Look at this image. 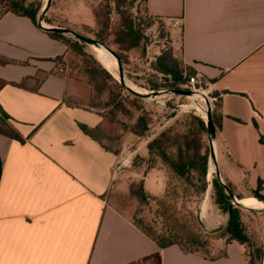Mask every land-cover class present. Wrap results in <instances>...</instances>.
Wrapping results in <instances>:
<instances>
[{
  "label": "crops",
  "instance_id": "crops-1",
  "mask_svg": "<svg viewBox=\"0 0 264 264\" xmlns=\"http://www.w3.org/2000/svg\"><path fill=\"white\" fill-rule=\"evenodd\" d=\"M145 5L148 16L171 25L174 43L180 35L182 61L219 95L217 169L243 203H262L245 210L264 215V202L254 197L260 180L264 195V0ZM68 53L39 23L11 11L0 15V57L10 62L0 64L6 81L0 107L21 137L0 134V264H129L160 250L116 205L129 193L130 158L126 149L115 153L82 131L81 124L100 127L104 117L70 103L76 90L58 72ZM149 140L133 152L147 157ZM164 169L143 177L149 196L164 195ZM214 173L208 164L209 183ZM197 214L205 233L229 221L212 198ZM216 245L221 253L214 257L168 246L162 264H250L244 245L223 238Z\"/></svg>",
  "mask_w": 264,
  "mask_h": 264
},
{
  "label": "rangeland",
  "instance_id": "rangeland-1",
  "mask_svg": "<svg viewBox=\"0 0 264 264\" xmlns=\"http://www.w3.org/2000/svg\"><path fill=\"white\" fill-rule=\"evenodd\" d=\"M11 1L20 2L25 10L38 12L37 22L47 30L50 28L71 30L97 40L102 47L110 48L118 57L121 54L123 61L120 57L119 59L126 84L141 93L155 92L149 98L139 97L140 99H136L138 96L129 92L123 85L125 90L119 93L117 101H121L129 114L117 110L115 107L117 101H114L111 96L113 91L110 90L111 83L105 77V73L108 72L119 82V67L116 59L109 55L110 64H107L98 57L94 46L80 41L72 34L59 32L71 43H79L77 48H70L69 53L58 60V72L72 81L77 93L75 96L68 97L70 103L87 105L99 112L104 117V122L95 133L98 140L113 152H119L122 148L126 149L127 158H130L126 165L129 193L116 199L118 208L128 213L131 219L140 220L144 226L151 227L158 234L161 233L162 221L156 214L157 202L150 200L146 205L140 206L138 201L130 195V188L136 189L139 186L150 166L165 168L166 189L164 195L158 198H164L169 190L176 193L175 202L180 218L189 221L196 230L201 231L209 239L208 247L201 249V252L208 257L220 254L221 251L216 247V240L221 233L217 235L205 233L201 229L197 214L199 204L206 197L208 200L212 198L214 201L212 181L217 178L216 174L214 173L213 177H210V186L207 192L201 197H195L191 187L177 180L176 176L159 158L154 157L150 160L149 156L142 157L139 152H133L142 142L150 139L149 143L168 128H172L174 132L186 131L189 125H194L196 122L194 118L201 119L205 128H207L208 114L211 115L213 125L218 123L220 98L208 88L206 81L195 86L188 84L191 76H188L189 66H186L182 61L180 35L177 36V43H174L169 23L150 19L146 15L143 1L134 3L126 1L123 10H128L132 14L142 30L144 39L140 47L124 51L115 43L112 34L120 18L115 9L117 0H50V7L42 20H40V16L49 0H0V15L12 9ZM102 6H106L112 11L111 26L113 31L105 35H100V28L93 15V10ZM148 22L150 24H147ZM86 56L90 65L99 71L100 77L106 79L107 86H104L100 81L92 80L84 62ZM166 66L171 68L173 74H166L162 71V67ZM176 81L179 82L176 83ZM96 83L101 86V92L98 91ZM154 85L157 86L156 89H152ZM174 90H186L192 93L191 95H181L174 93ZM144 113L148 115L151 124L145 136L138 137L131 133L129 128L136 123L139 115ZM5 124L13 127L10 120H6ZM214 127L216 130V126ZM194 129L196 130L195 126ZM196 134L202 138L204 153L205 151L209 153L211 173L214 167L210 156V139L214 138L209 135L208 130L204 133L196 132ZM135 172L140 173V176H135ZM231 191L234 196L239 198L234 190ZM234 207L240 208L236 205ZM240 209L249 238V243L243 244L245 252L251 261L252 255L257 250H262V258L264 254V215H255L243 208ZM259 264H261V260Z\"/></svg>",
  "mask_w": 264,
  "mask_h": 264
},
{
  "label": "trees",
  "instance_id": "trees-1",
  "mask_svg": "<svg viewBox=\"0 0 264 264\" xmlns=\"http://www.w3.org/2000/svg\"><path fill=\"white\" fill-rule=\"evenodd\" d=\"M126 1L134 3L140 0H117L115 3V9L118 12L120 18L116 24L114 32H112V11L110 8L106 6L96 8L93 10V15L97 26L100 28V35H105L111 31L114 36L115 43L119 45L122 50L129 51L140 47L144 37L142 35L141 28L137 25V22L133 18L132 14L128 10H123ZM141 1L146 4L147 0ZM10 5L12 9L8 11L21 16H26L34 23H38V12L25 10L24 6L18 1H11ZM146 15L148 16L147 12ZM148 17L153 21L160 22L158 19L152 18L150 16ZM147 24L150 23L148 22ZM48 34L52 38L64 42L68 46V49L77 48L79 45V43H71L70 41L66 40V38H64L57 31H48ZM119 57L123 61L121 54H119ZM84 62L93 81H100L104 86L108 85L106 83V79L110 81V90H113L111 96L114 101H117L118 97L120 96L119 93L125 90L124 86L115 80L108 72L105 73L106 79L101 78L99 71L90 65L87 56L85 57ZM7 63L10 62L0 57V64ZM188 69V76H194L197 74L195 69L191 67H188ZM162 71L166 74H173L171 72V68L167 66L162 67ZM178 82L179 81H176V83ZM5 84L6 81L0 80V88ZM23 85L24 84L22 83L21 86ZM96 85L98 91L101 92V86L97 83ZM152 87V89H156L157 86L154 85ZM215 94L219 97L217 93ZM136 99L140 98L137 97ZM115 107L117 110L125 114H129L128 110L122 105L120 100L116 102ZM194 119L196 121L194 125H189L184 132H174L172 128L164 130L148 143L147 149L150 160L154 157L159 158L170 169L172 174L176 176L177 180L180 182L182 181L191 187L193 191L192 193L195 197H201L207 192L210 185V183L207 181L209 153L207 151L204 153V144L202 138L197 135L196 132L204 133V131H207V128H205L204 122L201 119ZM6 120H10V117L0 107V134L13 139L21 140V137L16 129L5 124ZM150 124L151 122L148 115L144 113L139 115L136 123L129 128V131L138 137H143L148 132ZM194 126L196 130L194 129ZM214 126H216V128L219 127V121L216 124L214 123ZM80 127L84 133L95 140H98L95 133L100 129V127L92 129L82 124ZM115 153L118 152L115 151ZM152 168L153 167L150 166L148 171ZM148 171H146L145 175L148 173ZM212 187L214 189L215 204L222 212L229 215L227 226L223 230L217 232L215 235L221 233L218 238L225 239L227 244L234 241L242 245L249 243V238L246 234L245 226L241 217V209L231 206V198L227 194L225 186H222L217 178L213 179ZM228 187L231 189L229 184ZM262 189L263 182L260 180L257 190L254 192V197L264 202V195L260 193ZM130 195L138 201L140 206L146 205L150 200L157 202L158 208L156 214L162 221V228L161 233L158 234L154 232L151 227L144 226L142 221H135L132 219L133 223L148 237H150L158 245L160 250L129 264H162L161 250L172 245L179 246L185 252L201 253L202 255H205L203 252H201V249L208 247L209 239L207 236H204L201 231L196 230L189 221L180 218L175 202L177 199L175 197L176 193L169 190L164 198L151 197L145 192L144 181L142 179L136 189L132 187L130 188ZM261 255L262 250H257L252 255L250 264H259Z\"/></svg>",
  "mask_w": 264,
  "mask_h": 264
},
{
  "label": "water",
  "instance_id": "water-1",
  "mask_svg": "<svg viewBox=\"0 0 264 264\" xmlns=\"http://www.w3.org/2000/svg\"><path fill=\"white\" fill-rule=\"evenodd\" d=\"M49 7H50V0L48 1L47 5L45 6V8H44V10H43V12H42V14L40 16V20L43 19V16L47 13ZM40 26L43 29L47 30L44 26H42V25H40ZM48 30L49 31H57V32H60V33L72 34L77 39H79L80 41H82V42H84L86 44H89L91 46H96V47L104 49L112 58L116 59L118 67H119V82L122 85L126 86V88H127V90L129 92H131L135 96L142 97V98H149L153 94H155V92L141 93V92H138V91L134 90L132 87L128 86L126 84V81H125V78H124V74H123V71H122V65H121V61H120L119 57L110 48L102 47V45H100L97 40L82 36V35L77 34V33L73 32L71 30H67V29H63V28H50ZM173 92L176 93V94H181V95H191V93H192L191 91H186V90H174ZM207 130H208L209 135L211 137L215 138L216 130H215V127H214V125L212 123V119H211V115L210 114H208ZM210 156H211V159L213 161V165L215 167L216 176L219 179L220 183L223 186H225L226 191H227L228 195L230 196V198L232 200L231 206L236 205V206H238L240 208H243V209H250L249 207H247L245 204L242 203L241 199H239L236 196H234L232 191H231V189L226 184L223 183V181H222V179L220 177V173H219V171L217 169V165H216V158H215V152H214V139H210ZM262 210L264 211V209H262ZM261 264H264V254H263L262 258H261Z\"/></svg>",
  "mask_w": 264,
  "mask_h": 264
},
{
  "label": "bare ground",
  "instance_id": "bare-ground-1",
  "mask_svg": "<svg viewBox=\"0 0 264 264\" xmlns=\"http://www.w3.org/2000/svg\"><path fill=\"white\" fill-rule=\"evenodd\" d=\"M94 50H95V52L97 53V55H98V57L99 58H101L102 60H104L107 64H110L109 63V54L104 50V49H102V48H99V47H96V46H94ZM113 65V64H112ZM110 67H111V65H110ZM113 72V71H112ZM115 72V71H114ZM242 201V200H241ZM244 202H248V201H246V200H244ZM243 203V202H242ZM243 204H245V203H243ZM246 206H254V207H256V206H262V203H259V204H255V205H249V204H245Z\"/></svg>",
  "mask_w": 264,
  "mask_h": 264
},
{
  "label": "built area",
  "instance_id": "built-area-1",
  "mask_svg": "<svg viewBox=\"0 0 264 264\" xmlns=\"http://www.w3.org/2000/svg\"><path fill=\"white\" fill-rule=\"evenodd\" d=\"M204 82L202 76L200 74H195L194 76H191L188 80V84L195 86L196 84H202Z\"/></svg>",
  "mask_w": 264,
  "mask_h": 264
}]
</instances>
